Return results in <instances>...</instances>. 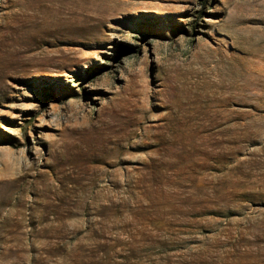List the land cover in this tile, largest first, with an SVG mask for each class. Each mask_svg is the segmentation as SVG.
I'll return each mask as SVG.
<instances>
[{
  "label": "rangeland",
  "instance_id": "rangeland-1",
  "mask_svg": "<svg viewBox=\"0 0 264 264\" xmlns=\"http://www.w3.org/2000/svg\"><path fill=\"white\" fill-rule=\"evenodd\" d=\"M0 264H264V0H0Z\"/></svg>",
  "mask_w": 264,
  "mask_h": 264
}]
</instances>
